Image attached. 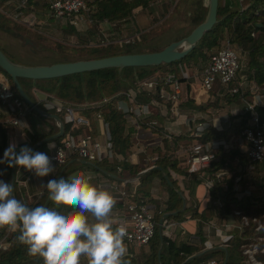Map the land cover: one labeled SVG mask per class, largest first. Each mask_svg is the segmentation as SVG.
<instances>
[{
    "label": "trees",
    "instance_id": "trees-1",
    "mask_svg": "<svg viewBox=\"0 0 264 264\" xmlns=\"http://www.w3.org/2000/svg\"><path fill=\"white\" fill-rule=\"evenodd\" d=\"M152 1L154 0H92L89 3L90 8L87 15L95 24L103 21L109 24L108 31L110 33L107 36L109 42L102 44V42H100L102 36L99 34L101 38L96 40L94 44H88V39H80L83 45L81 48L78 47L77 49L81 50L79 52H81L82 56L77 59L100 58L109 55L151 52L157 50L160 45L148 43L149 38H151V31L154 30L153 27L144 26L136 28L134 24L129 25V21L131 22V20L135 18V15L149 9V5H152ZM177 1L178 0H176V2ZM248 1L249 4L244 10L237 11V6H234L236 4L235 0H217V21L208 31L202 34L196 45L181 59L155 66H127L121 69L107 67L45 79L31 80L28 78H18V82L33 102H36L31 91L33 88L47 94H52L68 103L91 102L98 101L104 96L110 97L107 102L101 104L99 107H90L87 109L89 118L87 130L91 133L96 131L94 128V112L97 109L100 110L102 118L108 126L112 142V153L114 157L119 159V162L117 164L111 163L104 157L99 161H93L94 165H103L105 168V170H103L109 173L106 176L110 179H112V174L120 179H128L136 175V178L132 182L126 181L124 183V187L127 188L126 193L129 195L130 201L135 203H147V200H149L146 198L149 192V181L151 175L156 172L157 169L138 173L144 167L142 168L136 164H130L124 160L130 147L129 133L131 132V128L125 126L126 124L122 114L115 108V101L122 97V94L119 93L125 92L133 87L136 80L143 79L152 74L176 71L178 65L182 63H189L188 66H190L192 64H197L196 62L199 61L200 64L202 62V64H204L207 58V52L216 48L219 40L225 35L223 38L229 37L235 49H237L240 54L244 53L246 56L245 69L243 70L244 78L247 81L253 82L258 92L262 95L263 102L255 107V111L258 115L259 123L264 122V0ZM190 2L192 3V8L187 16L186 26L178 30L179 35L176 39L185 36L204 18L207 0H190ZM1 5L8 7L11 10V14L14 11H19V17L32 11L35 19L38 20L43 17L42 11L45 10L44 6L36 0H29L23 7L16 10L14 9L13 2L0 0V6ZM168 6H170V8L173 7L170 3L161 0L160 7L162 8L163 15L167 13ZM2 15L4 14L0 11V30L13 34L20 33V30L24 29L22 27H26L20 20L11 27L9 25L10 20L3 18ZM49 19L52 20L51 17ZM153 21L154 20H152V22ZM93 27L94 26L89 25L87 29H85L87 35L91 37L96 33ZM62 30L66 34H74L80 38L77 30L67 23ZM124 30H128L126 33L127 35L135 33V37L126 43L112 41L113 38H117L118 35H116V33L118 34ZM251 32H254L255 35L251 36ZM35 37H38V35H35ZM49 58L50 60L46 62L38 63L17 61L16 59L14 62L25 65H38L72 61L65 60L64 58ZM240 70L241 69H239V71ZM0 71L4 73L2 70ZM6 77L8 78L7 75ZM234 83H236V81L232 82L231 85ZM211 90L212 88L207 92L210 93ZM222 95L227 101L239 98V93L229 94L225 92ZM241 95L247 99L250 97V94H248L246 90L242 92ZM180 104L195 110H204L208 106L216 107L218 105L217 101L209 102L208 99L203 103L194 104L193 100L190 98H187ZM37 106L40 105L37 103ZM235 117H238V123L230 124V127L223 131H218L214 127H209L204 131L201 139L209 140L220 137L228 139L231 135L238 134L243 127L247 126V116L236 115ZM146 118L148 117L142 119L140 126H149L151 129H154V126L151 125ZM44 119L51 121L50 118L41 117L30 109L29 120L32 133H29V131L26 132L28 142L24 146L29 147L41 138L56 132V127L50 124L48 126L44 125L43 127L36 126V120L39 121ZM53 127L55 128L54 130ZM62 128L63 131H66L71 128V124L63 122ZM190 137V135H186V137L184 136L182 138L188 141L187 139L192 138ZM7 147V128L0 122V158L3 157V153ZM241 149L242 146L237 145L226 152L218 151L216 160L212 161L205 169H202V172H206L207 176L210 177L215 171L229 170L235 157H238L244 163L248 162ZM17 150L19 149L17 148ZM35 150L46 152L45 143L34 147L33 151ZM157 164L163 168V170L165 166H168L181 173H185L175 168V163L165 155L158 156ZM9 169L10 168H8L6 164H3V180L6 182H9ZM18 169L19 168H14L15 178L19 176ZM24 172L25 170L22 173ZM258 172H262V169L260 170L257 163H254L252 173L256 174ZM62 176L63 175L59 178H62ZM161 180L162 183L166 185L168 194L164 210L169 213L161 218L160 223H158V221L162 212L160 211L152 214L156 223L153 234L145 244L137 247L138 249L136 252L127 251L124 258L127 264H206L210 259H214L217 264H251L246 261V255L242 253L243 247L249 243L255 244L256 252L253 254L255 260L260 264H264V202L259 201L257 189L254 190L251 195L243 194L236 196V192L232 188V178H213L209 186L204 187L206 202L203 208L198 210L197 206L189 207L192 212L190 214V222L187 226H190L191 229H188V227L175 228L173 230L174 234L166 236L162 234V224L169 220H181L182 213L187 211L188 208L185 206L183 210H179L181 206L180 190L177 189L175 180L171 179L168 171H164V176L161 177ZM248 180L249 178L246 174L241 173V179L238 184L239 192L247 187ZM132 183H134L133 186H131ZM47 194L48 192L45 189L42 192L27 197L24 192L16 187L13 181V196L29 207L43 205ZM45 206H52L49 199H47ZM233 211H238V214L233 215ZM241 216L246 218L247 224H242L239 228L236 227L227 230L226 233L228 236L224 237L223 240L220 239L221 244L224 246L213 243L211 248L203 249V241L205 239L204 224L206 222L214 219L216 224L219 225V223L226 221L227 217H229L240 224ZM252 218L260 223L258 230L255 229L256 222L253 221ZM210 232L214 233L215 231L211 228ZM17 235L18 230L8 231V227L0 228V241L8 243L6 248H0V264H43L41 258L31 257L27 254L26 247L18 243Z\"/></svg>",
    "mask_w": 264,
    "mask_h": 264
},
{
    "label": "built area",
    "instance_id": "built-area-1",
    "mask_svg": "<svg viewBox=\"0 0 264 264\" xmlns=\"http://www.w3.org/2000/svg\"><path fill=\"white\" fill-rule=\"evenodd\" d=\"M9 1L14 3V9L16 10L23 7L29 0H6V2ZM36 1L44 6L45 12L53 20H61L77 30L79 25L84 23L85 15L89 12V3L92 0ZM164 1L170 3L171 6L176 2V0ZM235 2L239 11L244 10L249 4L248 0H235ZM19 14V11H14L12 15H14V18L20 19L24 24L32 25L36 22L32 11L20 17ZM29 15L32 18L28 22L30 19ZM100 23L106 26L107 30L109 29V24L106 21ZM135 35V33L132 35H118L112 41L126 43L131 41ZM250 35L254 36L255 34L251 32ZM100 42L104 44L109 42V39L106 35H102ZM234 48V44L230 41L229 37H225L221 44L207 52L206 61L200 67L198 74L190 71V66L182 63L178 65L176 71L152 74L143 79L136 80L133 87L125 92L119 93L122 94V97L115 101V108L122 114L124 119H129L139 124L155 107H161L167 110L170 118H174L179 115L182 84L189 78L196 79L198 86L205 92L210 90L215 82H217L227 93H239V98L242 103L240 108L234 112V115H246L247 126L243 127L233 138L224 139L220 137L202 140L201 137L204 131L210 127V123L206 120L195 122L194 117H192L189 119L192 126L187 128V130L189 131L188 135L192 137L193 141L185 147L187 152L186 169L189 173H192L208 167L212 161L216 160L218 151L226 152L232 147L241 145L242 152L248 162L244 163L238 157H235L233 159L234 166H231L229 170L215 171L210 177L207 176L203 179L204 186L208 187L213 178H232V188L235 190L237 196V193H240V195H251L254 191L253 188L249 187L248 184L250 181H248L247 187L239 192L238 184L241 179V173H252L254 163H257L258 167L261 164L264 165V122L259 123L258 115L255 111V107L263 102L262 95L258 92L257 87L251 81H249L248 85L243 79L236 81V74L240 69V60ZM235 81L236 83L231 85ZM245 90L250 94L248 99L241 95ZM32 93L36 101L35 104L38 103L41 110L57 115L62 123H70L71 127L82 126L87 128L89 124L87 109L90 107L97 108L110 99V97L104 96L98 101L68 103L52 94L44 93L35 88L32 89ZM0 106L3 109V115H5L0 122L5 127L18 128V135L27 139L26 132L29 131V133H32L30 125L26 121L30 108L24 103L16 91H14L9 79L1 71ZM94 119L97 122L96 133L89 131L78 133L72 130V128H69L63 131L59 137L45 142L46 153L50 157H53L54 165L60 166L65 164L71 156H76L87 161H99L104 156L108 158L112 157V142L108 126L103 120L100 110L97 109L94 112ZM153 123L150 122L151 125ZM96 135H99L102 139H99ZM0 173H2L0 174V179L3 180V164H0ZM27 179L28 175H25L14 178L13 181L18 186H24ZM258 188L259 201L264 202V181L260 183ZM113 189H116V187L113 186ZM118 193L123 203L122 210L115 214L114 226L123 225L127 230V236L124 240L127 248H137L151 238L156 223L146 203L130 201L129 195L122 189H119ZM237 214L238 211H233V215ZM252 220L256 222L255 229L258 230L260 223L254 218ZM215 222L212 219L204 224L205 239L203 241V249L211 248L213 245L210 240L211 234H213L210 232L211 228L215 231L214 235L219 237V244L224 246L221 244L220 239L223 240L224 237L228 236L226 227L229 224L223 223L220 228ZM242 224H247L244 216H241V223L238 227ZM162 227V234L169 236L176 227H179V222L169 220L162 224ZM11 230L14 229L8 228V231ZM7 246V242L0 241V248H6ZM255 252L256 247L253 243L245 245L242 249V253L246 255L247 262L260 264L253 257ZM81 264H87L86 258H82ZM206 264H217V262L214 259H210Z\"/></svg>",
    "mask_w": 264,
    "mask_h": 264
},
{
    "label": "clouds",
    "instance_id": "clouds-1",
    "mask_svg": "<svg viewBox=\"0 0 264 264\" xmlns=\"http://www.w3.org/2000/svg\"><path fill=\"white\" fill-rule=\"evenodd\" d=\"M0 164L37 178L55 171L53 157L28 146L17 150L11 141ZM41 187L49 193L51 207L25 205L12 195L13 185L0 179V228L18 230L17 241L29 256L43 264H81L82 258L87 264H127V230L114 226L116 200L110 191L93 185L84 173L54 177Z\"/></svg>",
    "mask_w": 264,
    "mask_h": 264
},
{
    "label": "crops",
    "instance_id": "crops-1",
    "mask_svg": "<svg viewBox=\"0 0 264 264\" xmlns=\"http://www.w3.org/2000/svg\"><path fill=\"white\" fill-rule=\"evenodd\" d=\"M237 75L238 77H236V81L243 79L245 80L247 85L249 84V81H247L244 78L243 70H240ZM192 84L197 85L198 84L197 80H193L192 78H189L186 82L182 84L181 93H180L181 102H184L187 98H190L193 100L194 104H199L205 102L208 99L209 102L217 101L219 107L218 105L216 107L208 106L204 110H195L180 104L181 106L179 109V115L176 116V118L175 117L170 118L167 110H164L161 107H155L152 109L151 113L147 116L148 118H146V120H148L149 122H154L153 123L154 129H151L149 126H140L138 122H133L132 120L123 118L126 124L125 126L131 128V132L129 133L130 147L124 160L130 164H136L138 166H141L142 168L144 167L138 173H144L149 170L157 169L156 172H154L151 175L149 181V189H148L149 192L148 195L146 196V198L150 200V201L147 200L146 204L151 210V213L154 214L161 211L162 214L159 217L160 220L162 217L166 216L169 213L164 210L168 194H167L166 185L163 184L161 180V177L164 176V171H168L171 179L175 180L177 189L180 190L179 195L181 198V202H180L181 206L179 210H183L185 206L188 208L187 211L182 213L181 215L182 219L177 221L179 222V228L188 227V229L190 228V226L187 225L190 222V214L192 212L190 211L189 207L197 206V209L200 210L201 208H203L206 202L205 189H204L205 186L203 184V179L207 177V173L202 172L203 171L202 169L205 168L199 169L195 173L194 172L189 173L186 169L187 152L185 150V147L189 145L193 139L190 137L191 139L190 140L187 139L188 141H186L182 137L184 136L186 137V135L188 136L189 134L187 128L192 126V124H190L191 122L189 119L194 117L195 122L206 120L210 123L211 128L214 127L218 131H223L229 128L230 124L238 123V117H235L234 112L237 111L238 108H240L242 103L240 98L236 100L231 99L230 101H227L225 97H222L223 96L222 94L225 93L226 91L217 82L216 84L213 85L210 93L208 92L205 93L204 97L202 98L198 97V95L191 93L190 87ZM37 107L39 108L40 106ZM3 116L5 115H3V109L0 106V120L2 119ZM225 118L227 119L225 120ZM26 121L28 125H30L29 114L27 116ZM180 124L181 125L184 124L185 126L184 131L181 130ZM36 126H41L37 120H36ZM6 128H7L8 145L10 141L14 142L18 149L26 145V143L28 142V137L27 139H24L21 136H19L18 128H13V127H6ZM71 128L72 130L78 133H82L83 131H88L87 128H84L82 126H73ZM94 128L95 130H97L96 121L94 123ZM94 133H96V131ZM235 135L233 134L229 138H233ZM96 137L102 139L99 135H96ZM161 155L168 156L169 159H171L175 163V168L185 173H181L168 166H165L163 170V168H161L157 164L158 156ZM106 158L111 163L117 164L119 162V159L114 157L113 154L112 157L110 158L106 157ZM54 166H55L54 173L44 178H37L30 171H25L24 173H22L24 170L22 168L18 169L19 176H17L16 178L28 175V179L24 186L23 185L18 186L15 184L16 187L20 189L22 192H24V194L27 197H29L33 194H37L39 192L44 191L45 188L41 187V183H46L47 180L52 179L53 177L58 176L57 179H59V177L63 175L62 178H67L74 173H84L85 175L90 177V182L93 185L97 187H102L113 194L116 200V205L111 213L113 222L115 220V214L122 210L123 200L120 199L118 190L122 189L126 192L127 188L124 187V183L126 181L132 182L136 178L135 175L128 179H120L116 177L114 174H112L111 175L112 179H110L106 176L109 173L104 171L105 168L103 167V165L102 166L94 165L93 161L83 160L76 156H71L66 161V163L61 166H56V165ZM233 166H234V162L232 164V167ZM197 179L200 181H198ZM133 184L134 183H132L131 186H133ZM113 186H115L116 189H113ZM48 196L49 193L47 194L46 199H48ZM231 219L232 218L227 217L226 221L219 223L220 228L223 223L230 224ZM172 234L174 233L172 232ZM210 240L214 244L216 243L219 244V237L215 236L214 233L211 234ZM137 249L138 248L128 247L127 251L130 250L131 252L134 253Z\"/></svg>",
    "mask_w": 264,
    "mask_h": 264
},
{
    "label": "rangeland",
    "instance_id": "rangeland-1",
    "mask_svg": "<svg viewBox=\"0 0 264 264\" xmlns=\"http://www.w3.org/2000/svg\"><path fill=\"white\" fill-rule=\"evenodd\" d=\"M160 1L154 0L152 1V5H149V9L144 10L141 13L135 15V18L129 21V25H133L136 28L149 26L153 27V31H151V38H149L148 43H155L157 45H162L176 40V37L179 35L178 30L180 28H184L186 26L187 16L191 11L192 3L190 0L181 1L178 0L176 4L170 8L168 6L167 13L164 15L162 14V8L160 7ZM234 4V3H233ZM234 6H237L236 4ZM42 10V9H41ZM238 11V9L236 8ZM0 11L4 14L2 15L3 18L9 19V25L12 27L20 19L14 18V15L11 14V10L8 7L0 6ZM43 17L41 19H35L36 22H32L33 24L25 23L26 27H22L24 29L20 30V38L11 34L7 33L3 30H0V50L11 60L13 61H23V62H46L50 60L49 57L55 59H65V60H74L82 56L81 50L77 48H81L83 43H81L80 39H88V44H94L96 40L101 38L102 35L109 34L110 32L107 30L106 26L101 23H93V21L89 18V16L85 15L84 23H81L77 28V32L80 35V38L74 34H66L63 32V28L65 24L61 20H50L48 14L45 10L42 11ZM163 15V16H162ZM30 16L31 21L32 16ZM152 20H154L152 22ZM34 21V20H33ZM134 21V23H133ZM155 22V23H154ZM15 23V24H14ZM89 25L94 26V31L96 32L91 37L87 35L85 32ZM29 27V28H28ZM128 30H124L120 33H116V35H125ZM114 33V32H113ZM101 36H99V35ZM38 35V37H35ZM225 36V35H224ZM223 36V37H224ZM222 37V38H223ZM27 39L28 42H25L24 39ZM219 40L218 45L221 44L223 39ZM178 39V38H177ZM60 45V46H58ZM158 48V49H159ZM214 49V48H213ZM236 55L239 57L240 60V69H245V62L246 56L244 53H239L237 49L234 48ZM209 52V51H208ZM16 59V60H15ZM191 63V62H190ZM195 65H190V71L198 74L200 70L199 61L196 62ZM186 65H189L186 64ZM236 77L238 75L236 74ZM196 80V79H194ZM216 84V82H215ZM191 93L198 95V97H204L205 92L202 88L198 86V84H192L190 87ZM222 104V103H221ZM219 107V105H218ZM176 118V117H175ZM40 125L43 127L44 125L48 126L53 125L52 121L50 120H39ZM181 125V124H180ZM54 126V125H53ZM181 130L184 131L185 126L182 124L180 126ZM55 128L53 127V130ZM190 140V139H189ZM193 141V140H192ZM40 151V150H39ZM41 152V151H40ZM264 163V162H263ZM260 170L262 172H258L256 174L250 173L246 174L249 178L248 184L249 187L253 188V190L257 189L259 193V185L263 180L264 175V165L261 164ZM253 176H252V175ZM246 188V187H245ZM237 196H240V193H237ZM216 223V222H215ZM239 228V223L237 221L231 219L230 224L226 227V230H231L236 227ZM179 228V227H176ZM136 252V251H135Z\"/></svg>",
    "mask_w": 264,
    "mask_h": 264
},
{
    "label": "water",
    "instance_id": "water-1",
    "mask_svg": "<svg viewBox=\"0 0 264 264\" xmlns=\"http://www.w3.org/2000/svg\"><path fill=\"white\" fill-rule=\"evenodd\" d=\"M216 10L217 0H207L205 15L201 22L195 25L185 36L170 41L159 49L151 52L117 54L100 58L77 59L51 64L25 65L10 60L0 50V70H2L8 76L13 89L31 110L41 117L50 118L56 127L55 133L41 138L39 141L32 144L30 148L33 149L34 147L45 143L50 139L59 137L63 132L62 122L57 115L45 112L38 108L24 92L23 88L18 82V78H28L31 80L45 79L107 67H116L117 69H121L122 67L127 66H155L161 63H169L174 60L181 59L196 45L202 34L208 31L213 26V24H215L217 21ZM13 34L17 37H20L18 33ZM24 41L28 42L26 38ZM13 180L14 168H10L9 183L12 185ZM46 201L47 199L43 203L44 206ZM160 221L161 220L159 219L158 223H160Z\"/></svg>",
    "mask_w": 264,
    "mask_h": 264
},
{
    "label": "flooded vegetation",
    "instance_id": "flooded-vegetation-1",
    "mask_svg": "<svg viewBox=\"0 0 264 264\" xmlns=\"http://www.w3.org/2000/svg\"><path fill=\"white\" fill-rule=\"evenodd\" d=\"M20 38V37H19Z\"/></svg>",
    "mask_w": 264,
    "mask_h": 264
}]
</instances>
